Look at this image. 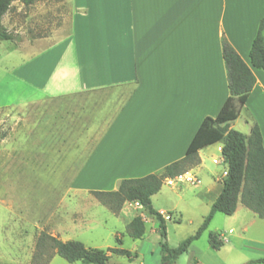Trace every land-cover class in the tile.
Returning <instances> with one entry per match:
<instances>
[{
  "label": "crops",
  "instance_id": "obj_1",
  "mask_svg": "<svg viewBox=\"0 0 264 264\" xmlns=\"http://www.w3.org/2000/svg\"><path fill=\"white\" fill-rule=\"evenodd\" d=\"M68 5V32L17 42L27 57L0 77V184L65 183L72 194H92L116 190L124 178L160 172L183 158L203 119L216 116L230 95L223 40L252 66L250 49L264 17V0ZM252 69L257 82L238 118L245 110L243 133L249 135L257 122L264 144V71ZM198 154L200 164L188 170L198 176L209 169L206 155L225 163L221 142ZM57 175L63 179L56 181ZM222 180L201 194L209 208ZM241 204L224 221L233 243L220 231L224 245L216 250L208 243L196 264H204V255L213 256L211 264H264L257 261L264 259V218ZM253 227L257 236H251ZM236 245L245 253L219 256Z\"/></svg>",
  "mask_w": 264,
  "mask_h": 264
},
{
  "label": "rangeland",
  "instance_id": "obj_2",
  "mask_svg": "<svg viewBox=\"0 0 264 264\" xmlns=\"http://www.w3.org/2000/svg\"><path fill=\"white\" fill-rule=\"evenodd\" d=\"M69 16L68 0H33L32 4L17 0L4 16L3 24L19 36L20 42L32 44L38 37L51 34L53 30H63L67 33ZM16 43L14 40H0V77L27 57L26 52L17 47ZM246 119L247 112L244 110L234 128L242 132L248 130ZM217 146L218 144L214 146L213 152L214 157L219 158L221 153ZM206 156L209 169L199 173L202 184L196 186L185 180L168 184L169 179H166L161 190L152 197L153 207L168 214L167 240L172 246H177L198 230L210 211L207 198L201 194L204 193L206 185L210 183L219 185L215 180L220 178L221 181L226 176L224 171L227 170V165L224 162H214L208 155ZM61 179L63 178L60 175L55 178L56 181ZM72 193L65 183L0 184V256H3L0 264H32L42 230H47L64 241L78 240L88 247L105 250L120 246L130 249L135 254L132 258L127 255L111 254L109 264L161 263L160 243L165 239L159 233L157 221L144 206L136 207L126 203L118 214L85 190H78V194ZM22 207L26 208L28 216L22 214ZM241 209H246V206L241 204ZM137 214L142 215L146 222V233L143 238L135 239L128 234L127 228ZM226 217L224 213H216L208 230L200 239L193 242L175 264H196V254L199 251L202 253L205 247L208 248L211 231H221L224 237L233 243L224 222ZM250 232L251 236L259 234L256 227ZM118 237H122V244L117 242ZM45 252L41 259L42 263L52 254L54 258L51 264H82L68 262L50 247ZM241 253L245 252H241L236 245L232 252L219 256L227 260L230 255ZM245 255L248 256V253ZM212 259L213 256L209 255L202 258L204 264H211Z\"/></svg>",
  "mask_w": 264,
  "mask_h": 264
},
{
  "label": "trees",
  "instance_id": "obj_3",
  "mask_svg": "<svg viewBox=\"0 0 264 264\" xmlns=\"http://www.w3.org/2000/svg\"><path fill=\"white\" fill-rule=\"evenodd\" d=\"M17 0H0V40L20 42L19 36L8 30L3 24V18ZM32 4L33 0H22ZM264 17L260 20L258 33L250 49V60L253 67L264 71ZM223 58L228 76L230 95L216 116L203 119L198 131L193 137L186 154L164 167L157 173L142 177L124 178L116 190H93L92 194L105 206L119 213L127 202H139L158 223V230L164 242L161 241L162 261L160 264H175L176 260L187 252L195 240H198L208 229L212 219L218 212L231 215L241 202L264 218V144L261 128L254 122L249 135L231 128V122L238 118L240 109L257 82L256 75L231 43L223 40ZM216 142L222 143V155L227 165V174L222 180L221 191L213 202L209 213L205 216L198 230L172 246L167 240V225L165 216L152 205V197L158 193L166 179L174 178L200 164L199 150ZM180 222V220H178ZM128 234L133 238H143L146 233V222L143 216L137 214L128 224ZM122 244V237L117 238ZM221 232L209 233V244L213 249H220L224 244ZM52 248L55 253L70 263L109 264L111 254H135L130 249L120 246L107 250L88 247L78 240H62L50 234L47 230L40 233L32 264H48L53 257L48 255L46 262H41L45 251ZM263 262L264 259L257 260Z\"/></svg>",
  "mask_w": 264,
  "mask_h": 264
},
{
  "label": "built area",
  "instance_id": "obj_4",
  "mask_svg": "<svg viewBox=\"0 0 264 264\" xmlns=\"http://www.w3.org/2000/svg\"><path fill=\"white\" fill-rule=\"evenodd\" d=\"M225 174H227V170L224 171ZM169 179V183L170 184H173L174 182L176 181H182V180H185L187 182H190L192 184H199L200 183V178L198 175L194 174V173H191V172H185V173H182L180 175H177L176 177L174 178H168ZM137 205H139L140 203L139 202H135ZM162 214H164V212H161Z\"/></svg>",
  "mask_w": 264,
  "mask_h": 264
}]
</instances>
